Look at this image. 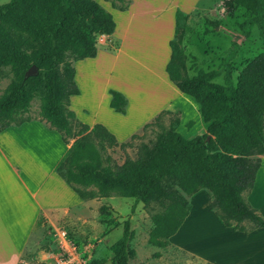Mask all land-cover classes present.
Segmentation results:
<instances>
[{
    "label": "trees",
    "instance_id": "1",
    "mask_svg": "<svg viewBox=\"0 0 264 264\" xmlns=\"http://www.w3.org/2000/svg\"><path fill=\"white\" fill-rule=\"evenodd\" d=\"M103 1L119 11L128 7L125 0ZM224 6L229 12L237 8L250 11L239 30L244 37L258 31L264 46V0H225ZM187 19L179 12L176 15L165 71L179 92L199 106L206 133L183 138L177 132L178 116L163 111L142 128H160L155 138L141 142L136 158L127 157L119 165L107 150L117 146L124 150L140 136L134 134L129 142L119 145L103 126L89 127L69 110L70 98L79 95L72 62L96 57L97 38L115 30L111 13L97 0H10L0 5V76L6 68L13 74L0 96V133L32 121L20 116L28 113L31 102L38 98L39 121L70 144L57 175L82 200L132 199L131 213L138 204L158 207L151 216L153 228L148 239L156 247H165L183 226L190 210L187 197L200 190L210 195L207 210L225 228L244 234L264 228V219L244 197L253 189L264 155V53L248 61L235 76L232 62L240 45L230 35L220 68L200 70L190 77L182 45ZM33 65L38 74L26 78ZM219 77L221 82L216 81ZM109 94L110 107L124 114V96L113 90ZM164 115L174 116L167 128L160 124ZM100 212L107 215V207L101 206ZM100 223L118 225L115 219L105 217ZM122 227L121 238L110 247L112 264H128L133 255L130 218Z\"/></svg>",
    "mask_w": 264,
    "mask_h": 264
},
{
    "label": "rangeland",
    "instance_id": "2",
    "mask_svg": "<svg viewBox=\"0 0 264 264\" xmlns=\"http://www.w3.org/2000/svg\"><path fill=\"white\" fill-rule=\"evenodd\" d=\"M9 1L0 0V5ZM97 1L116 17L118 13L116 14L109 2ZM141 1L140 8L148 13L145 17L136 19L132 32L126 38L122 53L119 54L113 48L110 50L111 55L77 62L75 81L81 94L71 99L72 104L74 100L75 103L83 101L82 103L87 107L88 105L93 107L101 99L105 98V101L108 99L106 90L115 91L120 88L134 97L137 102L136 107L139 103L138 106L143 111L139 112L135 107L134 114L136 118L140 115L139 118L143 119L157 109L159 104L167 101L170 94L167 91L162 92V75L159 69L165 63L167 64L170 57L165 38L170 33L171 40L173 39L178 12L187 16L188 19L190 16L189 24H187L188 19L186 22L188 30L186 29V38L183 39L182 44L186 56L187 74L190 77L200 70L219 69L220 56L230 46L231 36H234L240 45L237 58L232 62L236 70L235 76L248 61L264 53L258 31L253 30L250 36L244 37L239 30L241 23L249 16L250 11L246 9L225 11L224 0ZM129 2L130 0H125L126 4ZM170 21L171 27L168 26ZM212 22H215L217 26L215 27ZM158 40L162 42L164 58L158 56L155 51L153 41ZM98 41L100 40H97V43H100ZM147 42H150L149 46ZM100 47L101 45L98 46L97 52L100 51ZM74 63L72 62L73 66ZM12 79L13 74L10 70L4 69L0 76V96ZM216 81L221 82L222 77L217 78ZM150 101H153V104H149ZM141 105H145L146 109H143ZM82 109L88 111L87 108L72 107L75 118L83 124H88ZM39 110L40 100L35 98L31 102L29 112L22 114L20 119L39 120L41 118ZM182 111L184 118L177 127V132L188 139L198 133L201 120L190 106L182 108ZM101 117L103 119L106 115L103 114ZM173 118V115H164L160 124L167 128ZM137 122L136 120H132L130 124L127 122L125 125L127 127L122 128L123 133H135L133 127ZM159 131L160 128L156 125L142 130L138 133L140 139L133 140L130 147L124 150L114 147L107 150V153L119 165L127 157L135 159L139 144L149 143ZM118 134L122 135V132ZM200 191L201 198H197V195L187 197L191 216H188L183 226L168 240L165 247H156L148 242L149 233L153 228L151 216L159 211L158 207L138 204L135 211L131 213L134 204L132 199L113 197L110 201L98 199L97 203H87L80 214H76L78 218L63 217L54 219L50 223L44 220L39 221V229L33 233L30 246L21 264H54V257L58 254L57 245H59L57 234L62 231L75 244L78 253L88 264L92 261L107 262L112 257L110 247L121 238L123 222L128 218L131 220L133 231V238L129 244L133 255L128 264H264V249L254 252L246 251L242 247L241 253L238 252L235 242L242 234L234 232L232 228L231 230L223 227L218 217L207 210V205L211 201L210 195L205 190ZM244 197L251 204L248 200L249 193L244 194ZM101 206L107 207V215L101 214ZM103 217L115 219L118 225L106 227L100 223ZM192 217L196 220L195 225L198 227L192 229L187 237L186 224ZM246 226L249 225L246 224ZM201 232H206L204 237L200 234ZM262 240L264 242V236ZM260 246H264V243ZM40 251L47 254H39Z\"/></svg>",
    "mask_w": 264,
    "mask_h": 264
},
{
    "label": "crops",
    "instance_id": "3",
    "mask_svg": "<svg viewBox=\"0 0 264 264\" xmlns=\"http://www.w3.org/2000/svg\"><path fill=\"white\" fill-rule=\"evenodd\" d=\"M141 2V0H130L126 10L119 11L113 9L116 14L118 13L116 17L111 13L115 22V30L110 36L102 35L97 38V40H100L98 41L100 43H97L96 46L98 48V46L101 45L100 51L97 52L95 58L89 59H98L99 57L111 55L110 50L113 48L115 49L114 51L119 52V54L123 52L126 38L130 32H132L136 19L145 17L146 13H148L140 8ZM189 21L190 16L187 24H189ZM168 26H172L171 21ZM186 34L184 39L186 38ZM170 35V33L169 35L167 34L165 45L167 44L169 46V41L172 38ZM153 43L157 55L164 58L165 51L161 45L162 42L158 40L153 41ZM147 45L149 46L150 42H147ZM168 46L167 48L170 50ZM146 55L149 56L148 53H146ZM77 62L74 63V69ZM166 65L165 63V65L161 66L159 69L162 75L161 81L163 87H161V89L162 92L166 93L167 91L170 95H168L167 101L165 100L163 103L159 104L157 109L143 119L139 118L140 115L136 118V114H134L136 107L135 103H137L134 97L120 88L115 91L126 99L127 104L124 114L115 112L110 107V89L106 90L108 91V99H106V101L104 98L93 107L89 105L87 107L82 103V100V102L77 103H75L74 100V104L71 103L72 98L78 97L81 94L78 88L79 95L70 98L69 110L72 111L73 106L87 108V112L85 109H82V114L88 123L84 124L89 127L95 125L103 126L115 137L119 145L129 142V138L132 135H138L145 124L152 122L163 111L178 114L181 123L184 118L182 108L184 109L187 106H190L201 120V128L194 137L205 134L207 124H205L201 118L199 106L192 98L180 93L175 85L169 81L165 71ZM76 74L77 72L75 69L74 81ZM138 104H136V108H138L139 112L143 111ZM149 104H153V101H150ZM141 106L143 109H146L145 105ZM103 114H105L106 117L102 119L101 115ZM132 120L138 121L133 127L135 133H123L122 128H126V123L128 122L130 124ZM121 132L122 135H119L118 133ZM119 136H121V138ZM69 148L70 144L67 145L63 143L58 132L49 129L44 122L39 120H32L18 127H9L0 133V264H21L23 262L22 258L30 246L31 237L33 233L39 229V221L44 220L50 223L53 222L54 219L63 217L78 218L79 216L76 214H80L82 208L87 203H97L98 199L82 200L79 198V196L57 175V167L68 156ZM200 192L201 191L194 195H197V198H201L202 196H199ZM100 199L110 201L113 197ZM248 200L257 214L264 219V155L261 156V167L257 173L253 189L249 193ZM188 216L190 217L191 214L189 213ZM195 223L196 220H194L193 217L187 222V237L190 235L192 229L198 227ZM204 233L206 232H201L200 234L204 237ZM241 234L242 236H239L237 242H235V248L239 253H241L242 247L246 251L250 250L254 252L258 249H264V246H260V244L264 243L262 240L264 228L255 229L249 234ZM38 253L47 254L44 251Z\"/></svg>",
    "mask_w": 264,
    "mask_h": 264
},
{
    "label": "built area",
    "instance_id": "4",
    "mask_svg": "<svg viewBox=\"0 0 264 264\" xmlns=\"http://www.w3.org/2000/svg\"><path fill=\"white\" fill-rule=\"evenodd\" d=\"M58 254L54 257V264H88L81 256L77 247L71 242L64 231L58 232Z\"/></svg>",
    "mask_w": 264,
    "mask_h": 264
},
{
    "label": "water",
    "instance_id": "5",
    "mask_svg": "<svg viewBox=\"0 0 264 264\" xmlns=\"http://www.w3.org/2000/svg\"><path fill=\"white\" fill-rule=\"evenodd\" d=\"M38 74V69L35 65L31 66L25 73V77H31V76H36ZM209 139V137L207 138ZM105 264H112L111 260H108Z\"/></svg>",
    "mask_w": 264,
    "mask_h": 264
}]
</instances>
